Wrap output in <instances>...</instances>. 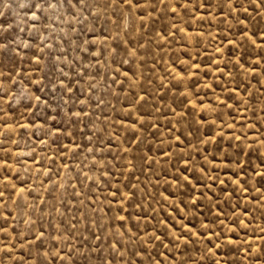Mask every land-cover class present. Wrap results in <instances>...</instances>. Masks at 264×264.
<instances>
[{
	"label": "rangeland",
	"instance_id": "374dc122",
	"mask_svg": "<svg viewBox=\"0 0 264 264\" xmlns=\"http://www.w3.org/2000/svg\"><path fill=\"white\" fill-rule=\"evenodd\" d=\"M0 264H264V0H0Z\"/></svg>",
	"mask_w": 264,
	"mask_h": 264
},
{
	"label": "snow or ice",
	"instance_id": "6c2138e0",
	"mask_svg": "<svg viewBox=\"0 0 264 264\" xmlns=\"http://www.w3.org/2000/svg\"><path fill=\"white\" fill-rule=\"evenodd\" d=\"M48 7H54V5L48 4ZM35 7H40V5H35Z\"/></svg>",
	"mask_w": 264,
	"mask_h": 264
}]
</instances>
